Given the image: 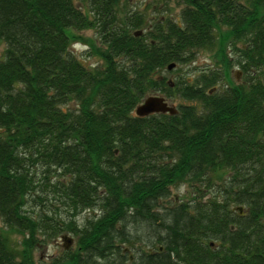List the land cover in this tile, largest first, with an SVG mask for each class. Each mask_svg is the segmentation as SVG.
<instances>
[{
	"label": "trees",
	"instance_id": "obj_1",
	"mask_svg": "<svg viewBox=\"0 0 264 264\" xmlns=\"http://www.w3.org/2000/svg\"><path fill=\"white\" fill-rule=\"evenodd\" d=\"M130 2L0 0V264L63 234L49 264H264V0ZM152 94L184 103L135 115Z\"/></svg>",
	"mask_w": 264,
	"mask_h": 264
},
{
	"label": "rangeland",
	"instance_id": "obj_2",
	"mask_svg": "<svg viewBox=\"0 0 264 264\" xmlns=\"http://www.w3.org/2000/svg\"><path fill=\"white\" fill-rule=\"evenodd\" d=\"M120 1H122V0H120ZM130 1H131L130 2L131 5H136V4L141 5L143 0H130ZM169 9L172 10V11H170V13H174V14L177 13V11L179 10L178 7H176L175 3L173 5H172V3H170ZM78 34L83 37L84 41L81 40V41H77V42L72 43L71 50L76 55H79L82 58V60H84L87 63V65H89V66H94L96 63H99L100 61L97 58L88 54L89 53L88 52V45H87L88 42L86 40L92 41L93 31L90 29H86V30L79 31ZM3 49H4V44L0 42V55L3 51ZM211 63H212V59L210 57V53L208 51H199V52H197V55H196V57L192 63L180 65L179 70H175V71L173 70L169 74H167L166 76L171 79V78H173V76H175L178 73L185 72V71L191 70V69L198 70L202 67L210 65ZM231 72L233 74V77L237 76V79L240 78L241 74L238 70L232 69ZM167 102L169 104L176 105L179 102H183V101L181 99H174V100L172 99V100H167ZM189 193H190V188H189L187 183H181L179 185L171 186L170 190H169V196L167 198H165L163 200V202L169 200L170 203H168V207L173 206L179 202H182V201H185L186 199H188ZM83 214L84 213H82V216H83ZM8 238H9L8 239L9 243L11 244V246H13L19 240L20 235L14 231H11V232H8ZM64 243H66V242H64ZM69 247L73 248L74 243H71V245ZM60 253H61V247L55 245L54 243H52V241L39 245L33 251V255L35 257L41 258L43 264H49V258L52 256H57Z\"/></svg>",
	"mask_w": 264,
	"mask_h": 264
},
{
	"label": "water",
	"instance_id": "obj_3",
	"mask_svg": "<svg viewBox=\"0 0 264 264\" xmlns=\"http://www.w3.org/2000/svg\"><path fill=\"white\" fill-rule=\"evenodd\" d=\"M173 66L172 63L168 64L166 66L167 69H170ZM237 79V76H235ZM156 112H167L169 114H174L176 112V108L173 104H169L167 100L159 95V94H152L144 97L142 101L135 106L134 108V114L137 116H144L150 113H156ZM232 210H238L239 212L242 209V206H234L231 208ZM62 239H66L67 243H71L70 237H60ZM68 245V244H67ZM67 245L65 247H67Z\"/></svg>",
	"mask_w": 264,
	"mask_h": 264
},
{
	"label": "flooded vegetation",
	"instance_id": "obj_4",
	"mask_svg": "<svg viewBox=\"0 0 264 264\" xmlns=\"http://www.w3.org/2000/svg\"><path fill=\"white\" fill-rule=\"evenodd\" d=\"M62 236L63 237H67L66 234L61 235V237ZM70 239H71V243H74V238L73 237H70ZM64 242H66V243H64ZM52 243H54L55 245L61 247V249H63V248L64 249H67L71 245V243H67V240L65 238L64 239L59 238L58 241L57 240H53ZM66 245H67V247H65ZM159 249H161V248L159 247ZM121 252L126 255L127 262H130V261H133L134 260V258H135V252H136L135 249H133V248H130L129 249V248L123 247V248H121ZM39 259H41V258H39ZM41 261H42V259H41Z\"/></svg>",
	"mask_w": 264,
	"mask_h": 264
},
{
	"label": "bare ground",
	"instance_id": "obj_5",
	"mask_svg": "<svg viewBox=\"0 0 264 264\" xmlns=\"http://www.w3.org/2000/svg\"><path fill=\"white\" fill-rule=\"evenodd\" d=\"M242 3H243V2H242ZM245 8H246V7H245ZM236 9H237V8H236ZM236 9H234V10H236ZM246 9H247V8H246ZM248 9H249V8H248ZM248 9H247V10H248ZM241 12H242V11H241ZM249 12H251V11L249 10ZM247 13H248V12H247ZM213 14H214V13H213ZM236 14H237V13H236ZM238 15H239V14H238ZM241 15H242V14H241ZM229 16H230V15H229ZM245 16H246V15H245ZM230 17H231V16H230ZM214 18H215V17H214ZM231 18H232V17H231ZM231 18H230V19H231ZM161 19H162V18H161ZM220 19H222V18L220 17ZM224 19H228V18H224ZM239 19H240V18H239ZM242 19H243V18H242ZM168 20H169V19H168ZM153 21H154V20H153ZM165 21H166V20H165ZM219 21H220V20H219ZM222 21H223V20H222ZM231 21H232V20H231ZM231 21H230V22H231ZM237 21L239 22V20H237ZM235 22H236V21H235ZM224 23H225V22H224ZM213 24H215V23H213ZM220 24H221V23H220ZM225 24H226V23H225ZM227 24H228V23H227ZM233 25H236V24H233ZM237 25H238V24H237ZM248 26H249V25H248ZM217 27H218V26H217ZM215 31H216V30H215ZM215 31H214V32H215ZM137 32H138V31H137ZM209 32H210V31H209ZM234 48H236V47H234ZM233 51H234V50H233ZM231 59H232V58H231ZM235 59H236V58H235ZM250 61H251V60H250ZM258 61H259V59H258ZM260 61H261V60H260ZM233 62H234V61H233ZM254 62H255V61H253L252 63L255 64ZM252 63H251V64H252ZM258 63H259V62H258ZM258 65H259V64H258ZM237 68H238V67H237ZM257 72H258V71H257ZM254 138H255V137H254ZM246 140H247V139H246ZM250 140H251V139H250ZM253 141H254V140H253ZM252 143H253V142H252ZM258 145H259V144H258ZM241 147H242V146H241ZM259 147H260V146H259ZM255 150H257V149H255ZM261 163H262V161H261ZM247 164H248V163H247ZM259 166H260V164H259ZM245 167H246V166H245ZM240 168H241V167H240ZM247 168H248V167H247ZM250 168H251V167H250ZM257 168H258V167H257ZM238 169H239V168H238ZM250 170H251V169H250ZM258 171H259V170H258ZM236 172H237V171H236ZM239 172H240V171H239ZM231 174H232V173H231ZM256 174H257V173H256ZM240 177H241V176H240ZM252 177H253V176H252ZM257 177H258V176H257ZM254 180H255V179H254ZM254 180H253V181H254ZM221 195H222V194H221ZM222 199H224V198H222ZM166 203H167V202H166ZM231 205H232V204H231ZM243 209H244V208H243ZM229 211H230V210H229ZM237 211H238V210H237ZM246 211H247V210H246ZM162 212H163V211H162ZM231 212H232V211H231ZM240 215H241V214H240ZM159 219H160V218H159ZM234 226H235V225H234ZM120 228H121V227H120ZM235 229H236V228H235ZM231 230H232V229H231ZM155 239H156V238H155ZM152 240H153V239H152ZM156 242H157V241H156ZM145 243H146V242H145ZM154 244H155V243H154ZM139 247H140V246H139ZM152 247H153V246H152ZM152 247H151V248H152ZM121 248H122V247H121ZM136 248H137V247H136ZM166 248H167V247H166ZM168 248H169V247H168ZM166 250H167V249H166ZM170 250H171V249H170ZM167 251H168V250H167ZM173 252H174V251H173ZM173 252H172V253H173ZM145 254H146V253H145ZM158 255H159V254H158ZM175 255H176V254H175ZM137 256H138V255H137ZM137 256H136V257H137ZM180 259H181V258H180ZM180 259H179V260H180ZM179 263H180V262H179Z\"/></svg>",
	"mask_w": 264,
	"mask_h": 264
}]
</instances>
